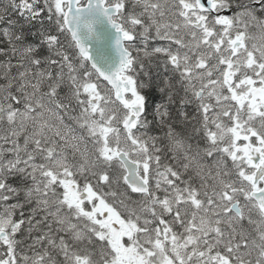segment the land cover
Instances as JSON below:
<instances>
[{
	"label": "snow or ice",
	"instance_id": "snow-or-ice-1",
	"mask_svg": "<svg viewBox=\"0 0 264 264\" xmlns=\"http://www.w3.org/2000/svg\"><path fill=\"white\" fill-rule=\"evenodd\" d=\"M0 264H264V0H0Z\"/></svg>",
	"mask_w": 264,
	"mask_h": 264
}]
</instances>
